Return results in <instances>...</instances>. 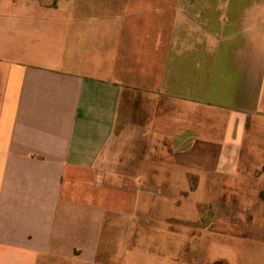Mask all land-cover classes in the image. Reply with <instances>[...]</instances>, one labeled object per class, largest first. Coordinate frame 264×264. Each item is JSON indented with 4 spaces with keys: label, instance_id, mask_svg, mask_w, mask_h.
Instances as JSON below:
<instances>
[{
    "label": "crops",
    "instance_id": "obj_1",
    "mask_svg": "<svg viewBox=\"0 0 264 264\" xmlns=\"http://www.w3.org/2000/svg\"><path fill=\"white\" fill-rule=\"evenodd\" d=\"M66 7L0 0V264H140L163 225L192 232L170 264H264V0H179L96 35ZM135 89L153 114L123 148Z\"/></svg>",
    "mask_w": 264,
    "mask_h": 264
},
{
    "label": "rangeland",
    "instance_id": "obj_2",
    "mask_svg": "<svg viewBox=\"0 0 264 264\" xmlns=\"http://www.w3.org/2000/svg\"><path fill=\"white\" fill-rule=\"evenodd\" d=\"M51 2L52 5H55L60 2H66V11L63 14V17L66 21H69L65 24V27L76 28L80 26L84 33L91 32L92 34L102 33L103 29L108 24L104 21V18L114 17L113 19L119 18V23L128 24L133 21L142 22H156L157 15H168L173 14V6L175 2L179 0H120L122 1L120 7L116 6H104L100 2H106L110 0H46ZM114 1V0H113ZM118 1V0H115ZM84 4H92L88 7H85ZM75 9L76 13L71 12ZM74 10V11H75ZM171 10V11H170ZM78 17L85 19L84 21L78 23L76 20ZM148 37V36H147ZM87 39V38H86ZM133 94V95H132ZM153 103L150 102L149 95L145 90H131V97L125 96L122 106H121V117L119 119V124L116 130L117 138L115 143L118 145H124L123 148H132V144L138 143V137L133 136L134 133L127 134L126 138H122V132L126 129V125L131 121L132 123H143L146 120L148 115L153 114ZM129 112V113H128ZM123 113V114H122ZM144 116H146L144 118ZM145 128L142 131L143 135L141 138L143 142H147V136L145 133ZM122 148V147H120ZM132 152L131 150H124L122 155L125 157L126 154ZM134 153V151H133ZM157 194V190H156ZM183 207L186 208V205L183 204ZM187 209V208H186ZM184 210L180 209L177 212H174V219H182L184 215ZM154 225H157V221L154 222ZM183 227L167 226L163 225L157 231V226L155 230H146L145 231V246L143 254L141 256L140 264H170L168 259V254L170 252L169 240L174 239V235L177 233L182 238H186L187 235H192L190 231L181 230ZM196 235L202 236L204 239L209 238L210 236H220V230L218 227H214L211 231L208 232H195ZM224 235V234H222ZM224 241V240H223ZM219 248H214L212 246L211 250V262L214 261L212 258L219 257L220 253ZM166 253V254H163ZM144 257V259H142ZM144 262V263H143Z\"/></svg>",
    "mask_w": 264,
    "mask_h": 264
}]
</instances>
